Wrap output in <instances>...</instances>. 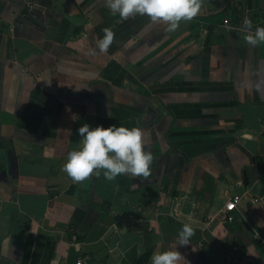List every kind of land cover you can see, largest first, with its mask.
Wrapping results in <instances>:
<instances>
[{"label":"crops","instance_id":"crops-1","mask_svg":"<svg viewBox=\"0 0 264 264\" xmlns=\"http://www.w3.org/2000/svg\"><path fill=\"white\" fill-rule=\"evenodd\" d=\"M0 19V264H150L176 247L181 264H264V43L244 39L264 0H202L174 31L105 0H0ZM84 123L143 129L151 174L72 179Z\"/></svg>","mask_w":264,"mask_h":264},{"label":"clouds","instance_id":"clouds-1","mask_svg":"<svg viewBox=\"0 0 264 264\" xmlns=\"http://www.w3.org/2000/svg\"><path fill=\"white\" fill-rule=\"evenodd\" d=\"M106 6L113 15L121 20L136 14L147 15L151 21H166L167 30L174 31L181 20H191L202 5V0H105ZM246 28H251L252 21L245 18ZM105 35L99 40L98 47L106 51L114 39L110 27L103 29ZM244 39L255 46L264 43V25L256 26L254 33ZM82 137L80 147L70 150L62 165V170L72 179L82 181L92 174L114 180L118 175L131 174L134 177L147 178L151 172L153 154L144 144V130L137 126L127 127L123 124H112L107 127L90 126L84 123L78 128ZM194 233L191 224L185 223L177 235V245L189 244ZM185 257L175 249L153 252L150 264H181Z\"/></svg>","mask_w":264,"mask_h":264},{"label":"built area","instance_id":"built-area-1","mask_svg":"<svg viewBox=\"0 0 264 264\" xmlns=\"http://www.w3.org/2000/svg\"><path fill=\"white\" fill-rule=\"evenodd\" d=\"M1 21V19H0ZM240 201V197L239 196H235L232 200H230V202L226 205V209L227 211H234L237 209V203ZM227 220L232 221L233 220V216L232 215H228L227 216ZM77 264H84L83 260L80 259L78 260Z\"/></svg>","mask_w":264,"mask_h":264}]
</instances>
